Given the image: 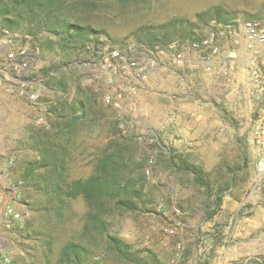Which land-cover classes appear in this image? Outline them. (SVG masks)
Returning a JSON list of instances; mask_svg holds the SVG:
<instances>
[{
    "label": "rangeland",
    "instance_id": "obj_1",
    "mask_svg": "<svg viewBox=\"0 0 264 264\" xmlns=\"http://www.w3.org/2000/svg\"><path fill=\"white\" fill-rule=\"evenodd\" d=\"M263 2L113 0L90 15L88 21L98 30L91 37L90 44L99 50L127 42H134L140 51L163 48L171 42L188 38L181 37L177 31L170 29L166 33L156 27L170 19L194 22L196 27L192 38H197L203 34L204 26L215 19L216 9L220 11L219 22H226L232 18L261 15ZM210 9L212 15L207 14ZM202 12L205 15L200 20L197 14ZM8 38V41L0 39L2 53L17 44H31L30 40L26 42L19 37ZM228 50L222 51L211 71L193 67L194 73L183 78L182 94L189 97L193 104L208 109L213 107L221 112L218 119L223 123L228 122L229 127L223 126L221 129L209 126L205 130V141L190 145L188 150L160 141L165 151L171 148L177 152V156L172 159L175 166L169 161L168 154L160 156L147 174L149 184H157V189L153 190L154 200L146 202L142 210L115 217L109 225L110 233L128 243L142 258V264H264V173L259 174L255 169L260 150L251 136V125L257 115L259 99L252 93L243 60H233L227 54ZM90 53L80 52L74 57L75 63L65 69L59 63L69 57L62 51L48 53L40 49L22 79L28 89L38 93L41 102L57 96L55 90L46 85L51 75L67 83L70 97L76 82L90 86L102 106L104 116L118 123L116 115L122 122H128L136 114L139 122L157 136L155 123H152L156 106L148 113L152 110L149 108L152 102H146L145 97L160 93L150 81L151 77L144 86L138 85L134 94L125 93L122 108L115 112L103 105L100 98L104 93L113 92L117 82H109L103 74L92 76L95 72L78 62ZM72 58L67 61L70 62ZM3 69L0 65V204L12 203L22 215V227L12 235L14 243L7 248L11 264H28L31 259L23 246L28 242L24 223L30 215L25 205L29 197L23 185L18 186L16 194H12L8 184H16L21 179L22 160L31 154L26 148L28 128L32 124H40L38 120L44 113L17 94L14 84L3 77ZM206 120L209 122L214 118ZM103 121L104 118L77 135L70 165L71 177L84 178L90 174L94 147L103 137L100 128ZM183 160L198 165L203 171L209 172L210 181L215 180L214 189L207 198L205 188L195 184L191 176L178 169L177 166ZM231 176H234V183L227 188L225 184ZM217 186L224 188L221 202L216 212L207 217V211L215 208ZM85 209L81 196L71 201L65 222L54 231L56 247L69 239L78 238ZM41 252L42 247L38 250L39 256ZM97 261L92 264H111L108 260ZM123 264L134 263L125 261Z\"/></svg>",
    "mask_w": 264,
    "mask_h": 264
},
{
    "label": "trees",
    "instance_id": "obj_2",
    "mask_svg": "<svg viewBox=\"0 0 264 264\" xmlns=\"http://www.w3.org/2000/svg\"><path fill=\"white\" fill-rule=\"evenodd\" d=\"M111 1L0 0V38L4 35L2 29H6L18 33L22 40H26L27 35L31 44H37L42 51H62L69 57L67 60L73 57L70 62L60 61L67 69L75 63L77 54L92 50L91 37L98 30L88 21L89 17ZM219 12L216 9L214 13L216 21L220 20ZM207 14L212 15L211 9ZM204 15L199 13L197 18L201 20ZM156 27L166 33L171 29L181 37L192 38L196 25L188 19L176 18ZM46 85L54 89L57 96L47 107L45 122L29 126L26 148L31 154L22 160L21 166L22 185L29 197L25 205L30 215L24 223L28 242L23 246L31 259L28 264H92L98 263L96 259L108 260L111 264L125 261L142 264V258L128 243L110 233L109 225L115 217L142 210L146 202L154 200L153 190L157 189V184H149L146 174L153 146L138 143L133 135L123 133L115 120L104 116L90 86L76 82L70 97L71 91L62 78L48 76ZM102 118L103 137L94 147L90 174L84 178L71 177L77 135ZM154 146L158 149L156 162L160 156L168 154L175 166L172 162L177 156L175 150L165 151L160 141ZM177 167L191 176L195 184L205 188L207 198L215 185V180L209 179V172L185 160ZM233 183L234 176H231L225 186L228 188ZM223 189L216 187L215 208L207 211V217L216 212ZM78 196L86 207L78 238L56 247L54 231L65 222L70 203Z\"/></svg>",
    "mask_w": 264,
    "mask_h": 264
},
{
    "label": "built area",
    "instance_id": "obj_3",
    "mask_svg": "<svg viewBox=\"0 0 264 264\" xmlns=\"http://www.w3.org/2000/svg\"><path fill=\"white\" fill-rule=\"evenodd\" d=\"M262 14L257 17H238L226 22L210 20L203 28V34L197 38H187L174 41L167 46L153 47L140 51L134 42H127L120 46L99 50L92 48L87 58L78 60L79 64L87 65L94 77L105 75L109 82L116 81L113 92L101 95V102L115 112L122 108L125 93L132 95L138 85L144 86L149 78L169 63L171 68L178 70L183 67H199L203 71H211L226 48L227 54L236 60L239 48H244L247 55L242 59L248 72L252 93L259 99L257 115L251 125L253 142L259 147L260 154L255 162V169L259 174L264 173V2ZM3 41L8 37H19L18 33L2 29ZM25 41L29 42V37ZM20 38V37H19ZM21 39V38H20ZM40 52L37 44H17L6 52H0V65L4 68L3 77L13 83L19 96L24 97L32 105L39 107L44 116L38 122H45L48 105L54 103L55 98L41 102L38 93L28 89L22 79L36 54ZM14 80V82H12ZM118 127L125 134H131L136 141L150 149L146 174L151 172L156 164L158 149L154 146L158 142L156 134L144 127L133 114L128 122H122L118 115ZM16 184L9 182L8 188L12 194L18 192V186L23 184L20 179ZM179 213V210L176 209ZM22 215L16 211L12 203L0 204V264H11V257L7 252L13 244L12 235L21 225ZM172 232V230H170Z\"/></svg>",
    "mask_w": 264,
    "mask_h": 264
},
{
    "label": "crops",
    "instance_id": "obj_4",
    "mask_svg": "<svg viewBox=\"0 0 264 264\" xmlns=\"http://www.w3.org/2000/svg\"><path fill=\"white\" fill-rule=\"evenodd\" d=\"M245 55H247L245 49L239 48L236 60L241 61ZM168 62L164 63V66L151 76L150 81L154 83L156 90L160 93L156 96L151 94L145 96L146 102H152V105L149 106L152 110H149L148 113H151L153 107L156 106L154 122L152 118L150 119L153 125L155 123L159 141L188 150L190 145L205 141V130L209 126H217L222 129L223 126L228 128L229 124L218 119L222 113H219L215 108L208 109L193 104L189 101V97L183 96V78L194 73L193 67L187 66L175 71L170 69ZM210 117L214 120L208 122L206 118Z\"/></svg>",
    "mask_w": 264,
    "mask_h": 264
}]
</instances>
